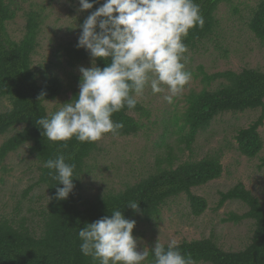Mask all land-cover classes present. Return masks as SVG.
Instances as JSON below:
<instances>
[{"label": "trees", "instance_id": "trees-1", "mask_svg": "<svg viewBox=\"0 0 264 264\" xmlns=\"http://www.w3.org/2000/svg\"><path fill=\"white\" fill-rule=\"evenodd\" d=\"M195 2L200 5L205 24L203 28L197 26L190 30L184 40L188 47L185 56L207 42L214 41L220 32L218 11L221 5L230 4L233 0ZM95 7H99V4L88 10L87 15ZM20 9L16 0H0V100L7 99L11 105L8 110L0 112V138L5 137L0 144V169L5 168L12 153L28 145L31 154L38 160L39 178L24 191L23 196H27L37 186H44L49 198L38 211L39 221L35 222L29 215L0 216V264H93L91 257L84 256L80 250L82 241L78 232L89 222L105 215L111 216L115 209L121 210L126 218L137 223H157L162 209L172 199L185 194L192 214L201 216L208 203L192 189L222 176L224 168L219 152L207 154L199 160L184 161L176 167L174 162L178 157L169 152L167 157L158 159L155 172L135 182H127L121 189L106 188L92 196L82 195L84 182L92 173L90 160L99 150V141L81 143L73 138L65 148L62 147L64 142L48 141L42 136V129L35 120L47 115L46 103L60 97L66 89L56 75L34 66V56L40 47L41 31L47 19L43 8L25 11L26 24L22 38L15 40L9 35L7 25L17 18ZM248 26L255 37L264 42V0H260L254 8ZM56 56L60 62L62 57L67 56L68 64L73 68L84 62H92L87 50L77 49L74 44L65 46L64 51L58 50ZM97 65L103 68L106 62L97 60ZM200 71L204 75L205 87L198 91L191 90L186 97L187 106L182 115L174 114L166 119L165 127L168 128L169 124L178 125L180 139L188 149H192L199 132L208 129L218 116L228 112L261 109L259 117L249 127L239 129L236 135L242 154L249 158L258 156L264 147L259 132V128L264 125V71L244 68L239 72L226 70L211 75L206 74L203 67H200ZM71 76L72 81L80 83L81 76L74 73ZM214 81L221 82L212 88ZM71 87L69 102L79 92L77 87ZM42 90L46 92V100L39 101ZM143 117L149 119L151 112L140 101L135 109L125 107L115 113L113 119L124 123L119 136L138 135L147 126L142 121ZM180 121L183 124H179ZM59 154L66 157L72 155V160L68 162L76 164L75 173L78 177L74 178V193L66 200L56 199V189L63 185L53 180L49 175L52 170L44 166L47 159ZM164 163H168V167L160 166ZM130 201L139 203L138 212L127 206ZM228 201H241L248 206L246 213L232 214L227 220L236 223L246 219L254 221L253 236L249 243L237 251L225 250L210 236L184 240L179 243L180 249L186 254L190 253L197 264H264V207L261 200L244 183L239 182L220 193L217 208ZM28 221L34 225L28 224ZM152 259L150 255L146 261L150 263Z\"/></svg>", "mask_w": 264, "mask_h": 264}, {"label": "rangeland", "instance_id": "rangeland-1", "mask_svg": "<svg viewBox=\"0 0 264 264\" xmlns=\"http://www.w3.org/2000/svg\"><path fill=\"white\" fill-rule=\"evenodd\" d=\"M21 7L17 18L8 23V33L15 39L22 38L25 32V11L41 9L47 15L46 23L40 35V47L34 56V66L41 71H49L63 82L66 92L55 100L46 103L48 112L55 111L64 103H68L72 87L79 89L78 81H72L71 74L81 76L79 67H91L92 62H84L76 67L68 64V57L57 59L56 52L64 51L65 46L77 44L87 11H78V0H16ZM260 0H233L230 4L221 5L218 14L220 32L214 41L207 42L186 56V69L191 71L192 79L185 90L173 98L172 103L164 100V92L153 94L147 89L138 101L151 112L149 119L142 118L147 124L138 135H107L99 141V150L90 160V173L82 190L83 196H92L106 188H123L127 182H135L157 170L159 158L167 157L172 152L178 159L174 166L187 160H199L207 154H222L223 174L220 178L193 188L192 191L205 198L208 203L201 216L191 212L187 195L172 199L162 209L157 223L139 221L133 230L137 239L138 250L150 249L158 237L163 244L171 239L178 243L184 240L201 239L213 236L225 250H240L249 243L253 236L254 221L243 220L240 223L227 220L232 214L243 215L248 206L241 201H228L220 208V193L228 191L235 184L242 182L251 190L264 207V147L256 157L249 158L238 149L236 135L239 129L247 128L255 121L261 109L244 112H228L218 116L211 126L199 132L188 149L180 139L178 125L164 121L174 114L182 115L187 102L186 97L191 90L205 87L204 75L244 68H258L264 71V42L250 31L248 22L252 12ZM64 53V52H62ZM221 81H214L212 88ZM7 99L0 100V112L10 108ZM139 115L137 118L139 119ZM179 124H183L180 121ZM178 132V133H175ZM264 142V125L259 128ZM5 137L0 138V144ZM6 166L0 169V216L17 217L29 215L36 222L40 217L38 211L46 205L49 194L44 186L35 187L27 196H23L31 185L38 180V160L31 154L28 145L12 153ZM168 167V163L160 165ZM28 224H33L28 221ZM34 225V224H33ZM142 264H150L148 261ZM206 264V263H199Z\"/></svg>", "mask_w": 264, "mask_h": 264}, {"label": "clouds", "instance_id": "clouds-1", "mask_svg": "<svg viewBox=\"0 0 264 264\" xmlns=\"http://www.w3.org/2000/svg\"><path fill=\"white\" fill-rule=\"evenodd\" d=\"M78 11L93 9L79 27L77 49H86L91 67H79V92L68 103L35 120L48 141L81 143L98 142L107 134L118 136L124 128L113 115L125 107L132 110L138 97L147 89L153 94L167 90L164 100L173 102L190 83L192 73L186 69L190 30L204 27L205 19L195 0H78ZM104 60L101 68L97 60ZM41 91L39 101L45 99ZM72 155L59 154L44 166L58 181L56 199L66 200L74 193L76 164L68 162ZM139 211V203L127 204ZM136 221L125 217L119 209L87 223L78 232L80 250L93 264H142L149 256L150 264H197L190 253L180 249L176 239L167 246L160 236L149 251L138 250L133 230Z\"/></svg>", "mask_w": 264, "mask_h": 264}]
</instances>
